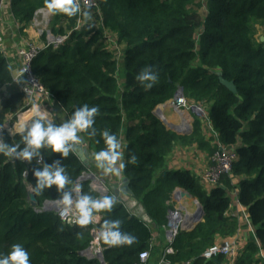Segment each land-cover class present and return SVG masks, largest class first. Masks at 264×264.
I'll return each mask as SVG.
<instances>
[{"label": "trees", "instance_id": "16d2710c", "mask_svg": "<svg viewBox=\"0 0 264 264\" xmlns=\"http://www.w3.org/2000/svg\"><path fill=\"white\" fill-rule=\"evenodd\" d=\"M96 1L99 11L88 10L72 17L52 15V35L69 38L56 50L40 52L32 62V71L69 119L85 104L99 108L93 129L78 134L86 139L90 151L96 154L106 148L102 138L105 130L114 134L120 145L123 137L126 142L123 174L132 193L130 201L139 206L143 218L130 213L115 193L109 194L115 204L111 210L94 213V217H100L97 230L105 221H119V232L136 240L132 245L109 246L100 239L104 264H138L139 256L150 250L153 229L162 230L167 225L177 189L201 204L204 219L192 232L180 233L174 254L168 256L171 263L227 264L224 256L206 261L202 254L218 239H230L238 233L239 219L229 214L231 194L238 190L239 203L248 212L254 236L235 264H262L264 43L255 42V36L258 27L264 32V0H208L206 13L201 0ZM44 4L45 0H11V14L20 33L30 26L37 11L46 9ZM101 23L104 29L98 26ZM105 30L124 48L122 66L107 49ZM146 66L158 77L151 89L136 79ZM218 74L235 84L237 94L220 84ZM11 81L8 61L0 52V90ZM181 88L188 102L209 109L220 142L237 147L238 159L232 172L210 192L191 171L168 168V159L178 145H196L209 157L217 150L206 140L199 120L194 122L190 136H181L168 130L155 115ZM22 106V95L9 93L0 124ZM93 130L95 135H91ZM20 140L19 133L5 136L10 146ZM40 153L29 164L0 154V253L7 254L13 244L19 243L28 251L30 264H102L82 255L93 240L92 223L69 226L54 211L43 212L42 208L47 202L60 200L64 192H71L85 173L103 170L97 168L94 158L90 169L84 166L74 152L67 158L47 149ZM56 161L65 168L71 183L61 192L53 186L35 195L37 207L33 208L29 199L30 188L37 184L33 171ZM25 171L27 180L23 178ZM81 189L83 195L102 198L89 183H83Z\"/></svg>", "mask_w": 264, "mask_h": 264}, {"label": "built area", "instance_id": "2783aa9c", "mask_svg": "<svg viewBox=\"0 0 264 264\" xmlns=\"http://www.w3.org/2000/svg\"><path fill=\"white\" fill-rule=\"evenodd\" d=\"M7 1L11 3V0H0V52L4 55V57L8 61L12 75V81L5 88L0 90V114L3 111V104L5 98L8 97L10 90L15 91L22 95L23 106L16 115L6 116L4 122L0 124V141H3L4 143H5L6 135L13 136L15 134L16 126L20 124L22 117L28 112H30L31 109L41 106L37 104L38 97H42L48 101H51L53 99L50 96V94L47 92V90L42 86L40 80L33 74L32 71L33 60L43 50H47L49 48H53L54 50H56L59 47L63 46L69 38V35L64 37H55L52 35L50 31H48L47 34L38 32L41 43L34 42L28 39H23L21 38V35L19 33L20 26L19 24H17V22L14 20L11 14L10 19L14 20L16 24V31L18 32V35L21 38V39L19 38L20 42L17 47L18 49L16 51V57H17L16 62H18V64L16 63L17 71H15L9 59L10 57L8 55V50L6 49L5 46L4 32H3L4 29L3 17H4V13L5 12L7 13L5 8ZM207 1L208 0H206V2ZM77 2L80 4L81 7V12L78 13L79 15H82L88 10H98V11L100 10L99 4L96 0H77ZM40 16H42L44 19H49L52 17V14H49L47 9H42V11L39 10L36 12L35 18ZM98 26L104 29L102 23L98 24ZM79 27L80 26H78L76 30H79L80 29ZM106 31L107 30H105V32ZM43 36H46L44 41L42 40ZM107 49H109V39H108ZM117 50L118 47H115L114 49L111 48V52L113 53L115 52L114 55L116 59H117L116 54H118ZM178 92H180V89ZM178 99H180V102H177ZM169 106L171 107V109H173V111L176 114H182L184 112L188 113L190 111H193L194 115H196L197 117L196 119H198L202 124V130L205 138L207 140L209 139L212 145L217 147V150L213 155V157L208 156L209 158H208L207 166L202 170L201 175L199 177L203 189L210 192L214 188L221 185V180L224 176L229 175L232 172L233 164L238 159L237 149H236L237 147L225 146L220 142L219 134L215 131L209 119L208 108L206 106L204 105L190 106L185 97L178 98V96H176L174 100L169 102ZM202 106L205 107L206 109H204ZM161 111L162 108L157 109L159 118L161 120H164L166 123H168L167 119L164 117ZM188 118L192 119L190 116H188ZM192 123L189 125V127L191 128H192ZM76 145L77 144L73 146ZM24 163L29 164V162H24ZM37 164L41 165L42 160L39 159V163L37 161ZM23 178L27 180L28 172L26 176L23 174ZM83 183H89L91 189L100 197H104L106 195L111 194V191L109 190L107 184L104 181H100L99 179H97L95 175L89 173H85L81 177V179L75 185H73L72 189H74L78 185L81 187ZM72 189H71V195L74 201L77 200L79 196H83L82 189L80 193H76L75 191H72ZM179 191L180 190L177 189L174 192L172 200L170 202L171 210L168 215V223L164 227V229L166 230V248L160 254V259L157 264H175V263H171L168 260V256L174 254L173 246L177 237L182 232H187V233L192 232L195 229V227L200 223L199 218L200 216L203 215L204 212L203 207L196 205L193 200L181 198L179 196ZM30 192L32 193L31 188H30ZM238 193H239L238 190L232 192L231 198L236 202V206L239 209H244L239 203ZM121 204L127 209V206L124 201H122ZM49 207H51L53 209L52 211H54L59 216V218L67 225L69 226L78 225L74 221V217L76 215L74 206H73V211L70 212L68 215H62L63 206L58 205L56 202H54V204ZM193 208L196 209L194 210ZM192 214H194L193 217ZM230 216L237 219L239 218L237 213H231ZM99 222H100V217L95 216L93 221L91 222L94 225V229L91 232L93 240L91 242L90 248L82 255L88 259H93V260L96 259L99 262H102L103 250L100 247V238H99L100 231L97 230L96 228ZM248 223L251 227V232L254 234V229L249 219H248ZM234 238L235 237L224 240L218 239L213 246H211L206 251H204V253L202 254V258L205 259L206 261H210L217 258L218 256H224L227 259V264H235V261L240 251L244 249V245ZM152 251L153 250H152V242H151L150 250L143 252L139 256L138 264H149L151 261ZM261 258H262V264H264V256H261ZM181 264H191V262H185Z\"/></svg>", "mask_w": 264, "mask_h": 264}, {"label": "clouds", "instance_id": "9594fccd", "mask_svg": "<svg viewBox=\"0 0 264 264\" xmlns=\"http://www.w3.org/2000/svg\"><path fill=\"white\" fill-rule=\"evenodd\" d=\"M44 7L52 15L62 13L72 17L81 12L77 0H45ZM136 79L145 88L151 89L158 77L150 66H146L137 74ZM98 113L99 108L97 106L89 107L85 104L76 109L69 120L57 126L48 119L50 113L47 110L36 107L34 108V118L30 124L18 130L21 135L20 142L10 146L0 141V154L11 158L14 162L19 160L31 163L34 157H40L41 149H47L52 154H59L61 158H67L74 151L73 145L80 142L81 138L78 134L93 129ZM91 135H95V130L92 131ZM102 138L106 148L95 154L96 166L105 173L119 175L120 171L115 165L122 158L119 150L120 142L114 134H110L107 130L103 131ZM21 144L24 145L23 148H21ZM131 160L134 162L135 157H132ZM123 167L124 165L121 163L119 168L122 169ZM24 175H27V171ZM33 176L37 181L36 187L32 189L34 195H42L43 190L53 186L58 192H61L71 183L65 168L61 166L59 161L51 166L44 165L42 170L39 168L34 170ZM72 191L80 193L81 187L78 185ZM55 202L63 206L62 215H68L73 211L74 206L76 211L74 221L80 226L90 224L94 219V213L111 210L115 204L114 198L110 195L99 199L83 195L74 201L71 192H64L62 198ZM119 227V221H105L99 230V238L109 246L132 245L136 238L132 235L121 234L118 230ZM0 264H30L29 253L22 244H13L7 254L0 253Z\"/></svg>", "mask_w": 264, "mask_h": 264}, {"label": "crops", "instance_id": "0c3cea01", "mask_svg": "<svg viewBox=\"0 0 264 264\" xmlns=\"http://www.w3.org/2000/svg\"><path fill=\"white\" fill-rule=\"evenodd\" d=\"M3 19H4L3 32H4L5 46H6V49L8 50V55L10 57L9 59L11 61V64L14 70L17 71L16 63L18 64V62H16L17 60L16 51L18 49L17 47L19 45L21 38L18 35V32L16 31V24L14 20L10 19V17L9 19H7V13L6 15L4 13ZM26 36L28 40L41 43V40L39 38V33L36 32V30H34L32 27H30L27 30ZM117 51H118V54H116L117 59L119 60L120 65L122 66L123 59H124L123 46L119 45ZM9 93H14V91L10 90ZM37 104L41 105L38 107H41L42 109H45L50 113L48 119H50L57 126L69 120L68 113L64 111L62 107L54 99H52L51 101H48L42 97H38ZM159 108L160 109L162 108L163 112L161 111V113L167 119L168 125L172 127L182 128L181 127L182 118L180 114H176L169 106V103L163 106H160ZM184 114H186L187 116H191L190 114L186 112H184ZM22 118L23 119H21L20 124L16 126L15 133H18V130L21 127L25 126L26 124L28 123L30 124L31 120L34 118V108L31 109L30 112L25 114ZM192 122H193V119H192ZM189 123H191V119ZM183 130H187V128L185 127ZM207 141L212 145L209 139ZM125 147H126V142L123 137L122 142H121V148H120L122 158L120 161L117 162L115 166L120 171L119 175H116L115 173H105L104 171L103 172L98 171L96 173L88 172L89 174L95 175L97 179H99L100 181H104L107 184L111 193L116 194V192H120V195H119L120 202H122L123 199H125V197H129L124 191V187H125L124 179L125 178L123 174V168L122 169L119 168V165L121 163L124 165L123 156H124ZM88 150L90 153L89 159H90V166H91V163L93 161V158L95 157V154L92 151H90L89 146H88ZM208 158L209 157L207 153L202 150H199L196 145H192V146L178 145L175 147L173 153L168 159V168L170 170H188L194 173L199 178L202 170L207 166ZM98 175H101V176L99 177ZM181 191H184V190H181ZM231 201H232L231 211L233 212L230 211L229 214L231 215V213H237L239 217L238 218L239 224H240V229L234 239H237L241 244L244 245V248H245L247 244L250 242L251 236H254L253 233L251 232V227L248 223V219L250 220V218H249L247 210L239 209L236 206V202L232 198H231ZM131 206H132L133 214L143 218V213L141 209L139 208V206L134 205L132 203H131ZM165 248H166V230L164 228L162 230H158L154 228L153 233H152V250H153L152 254L153 256H151V261L149 264H157L160 259V254L163 252Z\"/></svg>", "mask_w": 264, "mask_h": 264}, {"label": "water", "instance_id": "95a60500", "mask_svg": "<svg viewBox=\"0 0 264 264\" xmlns=\"http://www.w3.org/2000/svg\"><path fill=\"white\" fill-rule=\"evenodd\" d=\"M261 42L264 43V37L261 39ZM218 76L220 77V84L225 87L229 92H231L232 94H237L238 90L235 86V84L233 82H228L226 80L223 79L222 75L221 74H218ZM176 96L178 97H184V91L183 89L181 88L180 89V92H178L176 94ZM155 115L159 118V114L157 113V111L155 112ZM160 119V118H159ZM161 120V119H160ZM163 122V124L166 126V128L178 135H181V136H190L192 134V128L189 127L187 130H183V129H180V128H177V127H172L170 125H168L164 120H161ZM74 148V153L75 155L78 157V159L80 160V162L90 168V159H89V156H90V153H89V150H88V144H87V141L85 138H82L80 139V142L77 143L76 146H73ZM124 183H125V187H124V191L125 193L127 194V196L129 197H125V199H123V201L125 202L126 206H127V209L130 213L133 214L132 212V206H131V201H130V196L132 195L128 185H127V181L124 179ZM116 195L119 196L120 195V192H116ZM179 196L181 198H186L188 200H193L194 203L196 205H199L201 206V204L197 201V200H194L193 197L185 192V191H179ZM30 204L33 208H36L37 207V199H36V196L31 193L30 194ZM54 203L53 202H47L45 203L44 207L42 208V211L45 212V211H52L53 209L49 206L53 205ZM204 219V212H203V215L200 216L199 218V222H201L202 220ZM102 264H104V261L102 260L101 262Z\"/></svg>", "mask_w": 264, "mask_h": 264}, {"label": "rangeland", "instance_id": "374dc122", "mask_svg": "<svg viewBox=\"0 0 264 264\" xmlns=\"http://www.w3.org/2000/svg\"><path fill=\"white\" fill-rule=\"evenodd\" d=\"M201 1H202L203 12L206 13V11H207V2H206V0H201ZM5 8H6V11H7V19H9L10 14H11V3H9V1H7V4H6ZM205 16H206V14L203 13V17H205ZM51 20H52V17L49 18V19H44L42 16L36 17L33 20V22L30 24V26L25 30V32L24 31L21 32V33L19 32L20 35H21V38L28 39L27 36H26V33H27V30L30 27H32L34 30H36V32H39V33L41 32V33H46L47 34V32L50 31L49 30V24H50ZM258 29L259 30L257 31V34L255 36V42L260 44V43H262L261 39L264 37V32H263L262 28L258 27ZM104 36L109 39V50L110 51H111V48L114 49L115 47H119L118 40L116 39V36L112 35L109 31H106L104 33ZM107 48H108V45H107ZM188 103H189L190 106H195V104H193V103H190V102H188ZM203 108L206 109L205 107H203ZM188 114L191 115L190 116L191 118L193 117L192 118L193 121L198 120V119H196L197 118L196 115L193 114V111L188 112ZM181 115H183L185 117V119L187 118L186 119L187 124L190 125L192 123V119H191V123H189L190 119L188 118V116L186 114L182 113ZM193 126H194V122L192 123V130H193ZM98 176L100 177L101 175H98ZM194 200H196V199H194ZM193 209L195 210L196 208H193Z\"/></svg>", "mask_w": 264, "mask_h": 264}, {"label": "bare ground", "instance_id": "6f19581e", "mask_svg": "<svg viewBox=\"0 0 264 264\" xmlns=\"http://www.w3.org/2000/svg\"><path fill=\"white\" fill-rule=\"evenodd\" d=\"M178 98H181V97H178ZM177 102H180V99H178ZM172 110H173V109H172ZM162 112H163V111H162ZM172 115H173V114H172ZM180 116H181V118H182V125H181L182 128H180V129H184L185 127L188 129L189 124H187V121H186L187 118L185 119V117H184L183 115H181V114H180ZM22 119H23V118H22ZM170 119H171V118H170ZM178 119H179V118H178ZM23 123H24V122H23ZM175 125H176V124H175ZM193 215H194V214H192V217H193Z\"/></svg>", "mask_w": 264, "mask_h": 264}]
</instances>
